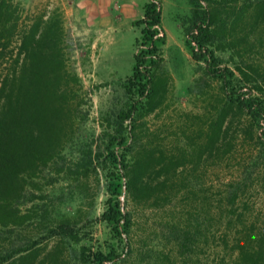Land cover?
I'll list each match as a JSON object with an SVG mask.
<instances>
[{
  "label": "rangeland",
  "instance_id": "obj_1",
  "mask_svg": "<svg viewBox=\"0 0 264 264\" xmlns=\"http://www.w3.org/2000/svg\"><path fill=\"white\" fill-rule=\"evenodd\" d=\"M13 1L23 16L62 21L68 68L80 83H69L68 99L76 111L62 155L37 172L18 201L23 210L33 206L35 219L18 230L0 228V256L12 254L2 264L33 242L39 250L32 264H95L92 254L111 249L112 260L103 264H233L240 250L245 264H264L261 128L255 124L248 131L247 115L226 109L231 89L206 71V62L192 57L186 43L193 8L211 12L216 24L210 28L218 30L207 46L219 68L237 77L241 68L262 85L264 0ZM149 2L160 9L165 41L147 105L152 84L143 96L136 88L129 93L127 86L143 27L136 22ZM10 50L0 56V72L9 65ZM252 84L233 81V89L246 96ZM117 132L128 139L112 147L116 157L139 151L146 164L139 180L143 192L128 196L124 190L119 196L128 230L122 241L101 218L108 180L125 181L118 161L106 157L109 138ZM213 132L219 133L214 140ZM128 157L126 164L132 161ZM31 194L39 198L31 201ZM60 220H68L75 241L51 235ZM83 248L90 262H81Z\"/></svg>",
  "mask_w": 264,
  "mask_h": 264
},
{
  "label": "trees",
  "instance_id": "obj_2",
  "mask_svg": "<svg viewBox=\"0 0 264 264\" xmlns=\"http://www.w3.org/2000/svg\"><path fill=\"white\" fill-rule=\"evenodd\" d=\"M195 4L196 0H190ZM215 15L206 10L193 8L190 26L186 28L190 39L186 41L192 57L203 60L212 76L219 79L222 87L231 89L227 110L232 106L247 115L250 122L248 131L257 124L261 128L260 134L264 137V83L257 80L241 68H237L240 76L229 68H219L218 58L214 51L208 48L218 28H210L214 23ZM214 23V24H213ZM143 25L141 29L140 48L134 54L132 74L128 78L127 90L129 93L136 88L143 96L148 86L152 89L147 94L146 104L153 100L154 70L160 63V45L165 41V35L160 23V9L155 2L144 5L143 16L136 22ZM64 27L62 21L55 16L43 19L37 15L23 16V10L13 0H0V56L9 51V65L5 72H0V228H23L33 222L36 212L33 206L23 210L19 200L24 196L25 189L34 184V178L42 167L47 166L53 159L62 155L63 145L71 132L72 108L69 102V83H80L78 76L68 68V58L65 52ZM15 43V44H13ZM15 45V46H12ZM14 49V50H13ZM6 59V57H4ZM252 72L256 70L249 66ZM257 72V71H256ZM253 79V80H252ZM233 81L242 85L253 83L246 96L236 94ZM225 110V111H227ZM132 111L123 112L127 117ZM227 115L219 117L216 122L217 132ZM118 136L110 137L107 154L108 159L118 161L124 170L125 181L120 177L108 180L106 208L101 218L106 221L115 238L123 240V233L127 232L125 214L120 208L119 196L124 190L128 196L143 192L139 180L146 169L143 156L140 152L128 150L116 157L112 147L127 143L128 136L117 132ZM219 133H212L218 138ZM128 155L132 158L126 164ZM91 155L88 156L91 161ZM130 158V159H131ZM84 162V160H83ZM79 162V166L86 164ZM127 162H130L129 160ZM39 198L31 194V201ZM51 235L65 236L76 240L77 235L68 220L57 222L52 228ZM33 242L29 246L17 248L18 256L10 264H32L38 254L39 247ZM85 248L81 253V262L91 260L85 258ZM14 251V252H15ZM114 249L108 252H95V264H103L112 260ZM12 254H2L0 264L7 261ZM241 258L246 254L240 250ZM235 257L233 264H245ZM251 264V263H250Z\"/></svg>",
  "mask_w": 264,
  "mask_h": 264
}]
</instances>
